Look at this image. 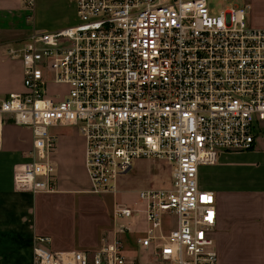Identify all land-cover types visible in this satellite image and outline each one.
<instances>
[{
	"label": "built area",
	"instance_id": "2783aa9c",
	"mask_svg": "<svg viewBox=\"0 0 264 264\" xmlns=\"http://www.w3.org/2000/svg\"><path fill=\"white\" fill-rule=\"evenodd\" d=\"M211 0H76L78 22L32 32L8 54L23 63L21 92L0 98V124L33 133L17 163V191L55 189V126H76L95 193L118 192L138 159L173 165L169 187L141 189L144 262H130L116 224L96 249L36 246L34 264H218L217 198L199 185L202 165L251 150L264 128V27L249 5L211 11ZM136 209L120 204L116 219ZM176 218L163 231L164 214ZM49 237H40L48 242Z\"/></svg>",
	"mask_w": 264,
	"mask_h": 264
},
{
	"label": "crops",
	"instance_id": "0c3cea01",
	"mask_svg": "<svg viewBox=\"0 0 264 264\" xmlns=\"http://www.w3.org/2000/svg\"><path fill=\"white\" fill-rule=\"evenodd\" d=\"M250 1L257 0H243L249 6ZM77 22L76 0H0V98L24 90L23 63L20 58H12L9 49L21 48L34 31H54ZM259 25L255 26L264 27V23ZM55 127L64 130L53 131L57 135L53 154L57 164L55 189L31 193L14 188L13 173L17 163L29 158L33 133L12 122L0 124V264H34L36 246L52 251L96 249L105 237H112L118 223L129 227L121 234L127 242L128 260L146 261L148 250L139 241L143 237L127 239L135 232L132 217L115 218L117 206L125 203L144 214L146 231L145 205L139 195L138 204L119 201L118 192H93L83 135L76 126ZM251 150L260 152L259 143ZM239 152L222 153L215 165L200 166L199 173L205 166L222 165L223 156ZM212 174L211 181H200L198 174V181L217 198L214 238L218 264H264V171L254 169L247 175L238 172L230 177L221 174L222 178L216 171ZM40 237L50 240L41 242ZM139 245L145 251L141 255H137Z\"/></svg>",
	"mask_w": 264,
	"mask_h": 264
},
{
	"label": "rangeland",
	"instance_id": "374dc122",
	"mask_svg": "<svg viewBox=\"0 0 264 264\" xmlns=\"http://www.w3.org/2000/svg\"><path fill=\"white\" fill-rule=\"evenodd\" d=\"M258 1V0H257ZM250 1L249 4V21L253 26H260V23H264V2ZM232 2L240 5L245 4L243 0H211V11L216 13L220 6L230 4ZM54 132H61L63 128L55 127L51 129ZM64 131V130H63ZM256 142L259 143L260 152L254 153L252 150L240 151L236 155L223 156V163L220 166L211 168L205 166L202 170L200 169V181L209 180L211 181L214 177L212 174L216 171L218 178L230 177L238 172L245 173L246 175L254 169L264 171V128L257 135ZM29 160V159H26ZM255 164H259L254 166ZM257 167V168H256ZM173 165L165 159L157 158H144L135 161L133 168L128 174L121 176L118 180V194L117 199L121 202H134L140 203L138 199V192L140 189L150 187H169L172 184ZM125 204V203H124ZM140 206V205H139ZM131 220H133V227L135 232L129 234L127 238L130 240H137V238L144 237L145 234V222L143 213H135ZM176 223L175 216L166 213L163 217V231L168 232ZM131 240V241H133ZM124 247L127 243L126 240L122 239ZM130 241V242H131ZM145 251L142 246L139 245V252L137 255L143 254Z\"/></svg>",
	"mask_w": 264,
	"mask_h": 264
}]
</instances>
